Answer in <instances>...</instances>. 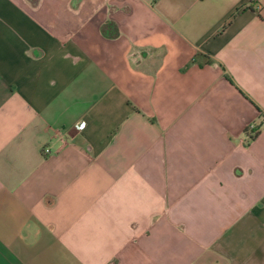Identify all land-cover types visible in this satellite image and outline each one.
Listing matches in <instances>:
<instances>
[{
    "label": "crops",
    "instance_id": "0c3cea01",
    "mask_svg": "<svg viewBox=\"0 0 264 264\" xmlns=\"http://www.w3.org/2000/svg\"><path fill=\"white\" fill-rule=\"evenodd\" d=\"M0 264H264V0H0Z\"/></svg>",
    "mask_w": 264,
    "mask_h": 264
},
{
    "label": "trees",
    "instance_id": "16d2710c",
    "mask_svg": "<svg viewBox=\"0 0 264 264\" xmlns=\"http://www.w3.org/2000/svg\"><path fill=\"white\" fill-rule=\"evenodd\" d=\"M117 27L114 25L112 21H108L106 24L103 25L102 27V32L105 36L108 37H118L119 32L116 29Z\"/></svg>",
    "mask_w": 264,
    "mask_h": 264
},
{
    "label": "built area",
    "instance_id": "2783aa9c",
    "mask_svg": "<svg viewBox=\"0 0 264 264\" xmlns=\"http://www.w3.org/2000/svg\"><path fill=\"white\" fill-rule=\"evenodd\" d=\"M80 128H83V124H80ZM246 131H250L252 133V136L255 134L256 131V123H250L249 126H247ZM250 134V133H249ZM44 154L50 153V149L43 148Z\"/></svg>",
    "mask_w": 264,
    "mask_h": 264
}]
</instances>
